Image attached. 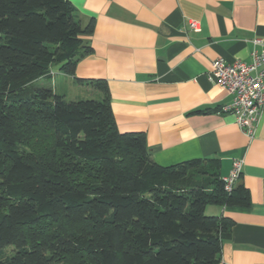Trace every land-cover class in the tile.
Returning a JSON list of instances; mask_svg holds the SVG:
<instances>
[{
	"label": "trees",
	"instance_id": "1",
	"mask_svg": "<svg viewBox=\"0 0 264 264\" xmlns=\"http://www.w3.org/2000/svg\"><path fill=\"white\" fill-rule=\"evenodd\" d=\"M67 0H0V264H218L246 207L208 160L162 167L143 133H120L102 79L74 78L92 53ZM51 69L100 94L67 102ZM8 251V252H7Z\"/></svg>",
	"mask_w": 264,
	"mask_h": 264
},
{
	"label": "crops",
	"instance_id": "2",
	"mask_svg": "<svg viewBox=\"0 0 264 264\" xmlns=\"http://www.w3.org/2000/svg\"><path fill=\"white\" fill-rule=\"evenodd\" d=\"M67 1L82 25L94 20L85 38L93 51L77 63L74 78L106 81L120 133H143L151 160L162 167L208 160L223 177L242 160L235 186L248 191L249 205H208L204 213L233 222L218 264H264V108L247 136L223 111L232 97L207 77L217 58L251 62L250 41L264 40V0ZM50 73L35 84L52 82L55 93L61 73Z\"/></svg>",
	"mask_w": 264,
	"mask_h": 264
},
{
	"label": "built area",
	"instance_id": "3",
	"mask_svg": "<svg viewBox=\"0 0 264 264\" xmlns=\"http://www.w3.org/2000/svg\"><path fill=\"white\" fill-rule=\"evenodd\" d=\"M190 30L197 32L199 24L189 21ZM250 63L237 60L226 63L217 58L211 62L207 77L223 87L232 97V102L223 111L230 112L238 128L247 136H252V127L264 108V40L254 38L250 41ZM242 160L232 161L231 171L221 177L226 193H230L241 174Z\"/></svg>",
	"mask_w": 264,
	"mask_h": 264
},
{
	"label": "rangeland",
	"instance_id": "4",
	"mask_svg": "<svg viewBox=\"0 0 264 264\" xmlns=\"http://www.w3.org/2000/svg\"><path fill=\"white\" fill-rule=\"evenodd\" d=\"M58 76L59 78H61V80L56 83V87L58 91L55 93L57 95H64L65 101L72 102V101H78V100L94 99L89 94H87L85 91H83L82 87H79L72 81L70 82V79H67V77H64L62 74H58ZM63 79H65V82L63 81ZM50 83H51L52 89L54 90L55 84H53L52 82Z\"/></svg>",
	"mask_w": 264,
	"mask_h": 264
}]
</instances>
